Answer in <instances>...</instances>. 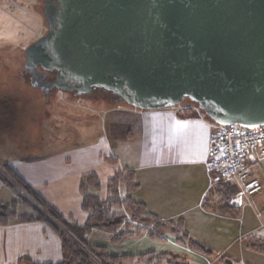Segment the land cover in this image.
Segmentation results:
<instances>
[{
    "label": "water",
    "instance_id": "obj_1",
    "mask_svg": "<svg viewBox=\"0 0 264 264\" xmlns=\"http://www.w3.org/2000/svg\"><path fill=\"white\" fill-rule=\"evenodd\" d=\"M58 2L26 50L32 86L144 110L188 99L216 124L264 125V0ZM39 66L55 77L42 83Z\"/></svg>",
    "mask_w": 264,
    "mask_h": 264
},
{
    "label": "rangeland",
    "instance_id": "obj_2",
    "mask_svg": "<svg viewBox=\"0 0 264 264\" xmlns=\"http://www.w3.org/2000/svg\"><path fill=\"white\" fill-rule=\"evenodd\" d=\"M43 8L44 0H0V201H16L18 215H36V207L43 215L50 216L6 171L5 165H8L57 212L70 222L82 225L88 216L81 208L82 176L95 173L100 187H89L86 193L101 199L107 197L109 179L122 166L117 159L123 158L129 148L120 120L127 116L126 111L133 115L144 109L115 101L109 94L77 96L60 89L46 94L32 86L22 73L27 48L48 31ZM194 107V103L184 100L172 106L171 111ZM135 133L139 138V133ZM111 144L120 147V155L112 150ZM4 178L12 187L3 182ZM119 194L128 195L124 184L119 185ZM215 211L220 216L219 210ZM234 213H226L229 218L225 220L211 214L207 218L208 230L207 226L191 228V220L197 222V219L189 218V225H184L190 237L200 241L209 254L176 241L173 235L158 241L141 233L114 243L112 232L95 228L87 237L91 246L104 245L110 254L153 251L174 254L180 264H264V253L247 249L248 237L239 229ZM62 228L66 235L72 236ZM119 231H124L123 227ZM121 264L149 263L129 259Z\"/></svg>",
    "mask_w": 264,
    "mask_h": 264
},
{
    "label": "crops",
    "instance_id": "obj_3",
    "mask_svg": "<svg viewBox=\"0 0 264 264\" xmlns=\"http://www.w3.org/2000/svg\"><path fill=\"white\" fill-rule=\"evenodd\" d=\"M181 109L165 107L133 115L126 111L127 116L120 121L129 148L117 161L121 169L134 170L139 188L131 196L143 202L149 212L166 220L182 219L185 227L189 218L197 219L191 220V228L207 226L208 230L211 214L229 218L220 209L217 186L221 180L233 182L210 168V135L217 125L196 107L186 113ZM110 147L120 155V147ZM247 167L260 180L262 190L247 197L241 207L230 202L242 233L264 240V157L258 150L249 153ZM23 215L34 213L16 214L7 224H0V264H18L24 256L37 263L58 262L62 258L59 232L45 220L20 219Z\"/></svg>",
    "mask_w": 264,
    "mask_h": 264
},
{
    "label": "trees",
    "instance_id": "obj_4",
    "mask_svg": "<svg viewBox=\"0 0 264 264\" xmlns=\"http://www.w3.org/2000/svg\"><path fill=\"white\" fill-rule=\"evenodd\" d=\"M194 104L196 105V109H198L197 104ZM182 113L184 112L182 111ZM202 113L205 115L204 112ZM212 122L215 123L214 121ZM5 168L29 195L48 210L50 215L47 217L38 208L34 207L36 215H23L20 216V219L45 220L59 232L62 240V258L58 262L37 263L33 262L29 257L24 256L18 264H121L123 261L129 259L145 261L149 264H162L163 262H167V264L179 263L178 257L174 254H158L153 251L131 255L110 254L108 250L106 251V246L99 244L91 246L88 242L87 236L95 228H103L108 232H112L114 236L111 241L114 243H120V241H124L128 237L139 236L141 233H146L151 239L158 241L167 240L170 235H173L172 237L178 242H186L197 251L210 253L200 241L190 237L189 233L184 229L182 219L177 221L162 219L149 212L143 202L132 198L131 193L138 190L139 184L136 182L135 172L131 168L125 167L115 171L114 177L109 179L107 197L105 199L86 193L89 187L93 189L100 187L98 176L95 173H88L82 176L79 186L80 191L83 193L82 208L88 213L87 219L82 225L70 222L57 212L54 207L46 203L12 167L5 165ZM3 180V182L12 187V183L9 180L5 178ZM120 184H124L126 187L128 195L125 197H121L119 194ZM237 191L238 187L235 184L224 180L218 183L217 192L220 196V209L223 213H230L235 210V207L231 206L230 200ZM16 207V201L11 203L0 202L1 225L7 224L12 217L16 216ZM119 209H123V211ZM61 224H63L62 226L66 230L71 232L72 236L66 235V231L63 230ZM122 227L124 231L121 232L119 229ZM179 236L182 237L180 238ZM247 244L249 248L256 252L264 253V240L249 236Z\"/></svg>",
    "mask_w": 264,
    "mask_h": 264
},
{
    "label": "built area",
    "instance_id": "obj_5",
    "mask_svg": "<svg viewBox=\"0 0 264 264\" xmlns=\"http://www.w3.org/2000/svg\"><path fill=\"white\" fill-rule=\"evenodd\" d=\"M253 150L264 157V125L254 128L219 125L210 135V168L238 187L231 199L236 207L262 190L260 180L247 168L248 156Z\"/></svg>",
    "mask_w": 264,
    "mask_h": 264
},
{
    "label": "flooded vegetation",
    "instance_id": "obj_6",
    "mask_svg": "<svg viewBox=\"0 0 264 264\" xmlns=\"http://www.w3.org/2000/svg\"><path fill=\"white\" fill-rule=\"evenodd\" d=\"M45 1H47V0H44V4H45ZM51 6H53L55 8V10H58V7H59L58 0H51ZM38 70L40 71L39 75L41 74L40 77H41L42 83H46L48 81H51L55 77V74H56V72H54V71H52V72L46 71L43 68H41L40 66L38 67ZM22 74L25 75V77H27V78H29V76H30L29 73L23 72ZM97 93L98 94L102 93L103 95H108L109 94L112 97V95L110 93H108V92L105 93V92H102V91H100L98 89L93 91L91 94H97ZM73 94L75 95V92H73Z\"/></svg>",
    "mask_w": 264,
    "mask_h": 264
}]
</instances>
